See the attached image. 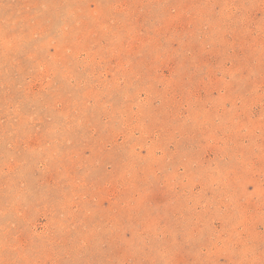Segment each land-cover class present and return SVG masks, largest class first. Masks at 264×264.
<instances>
[{
	"label": "rangeland",
	"instance_id": "obj_1",
	"mask_svg": "<svg viewBox=\"0 0 264 264\" xmlns=\"http://www.w3.org/2000/svg\"><path fill=\"white\" fill-rule=\"evenodd\" d=\"M0 264H264V0H0Z\"/></svg>",
	"mask_w": 264,
	"mask_h": 264
}]
</instances>
